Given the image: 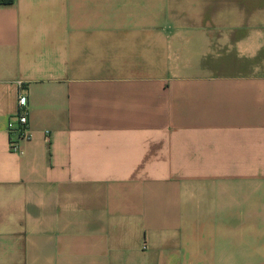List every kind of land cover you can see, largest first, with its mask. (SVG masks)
Returning a JSON list of instances; mask_svg holds the SVG:
<instances>
[{"label": "crops", "instance_id": "crops-1", "mask_svg": "<svg viewBox=\"0 0 264 264\" xmlns=\"http://www.w3.org/2000/svg\"><path fill=\"white\" fill-rule=\"evenodd\" d=\"M0 264H264V0L0 5Z\"/></svg>", "mask_w": 264, "mask_h": 264}, {"label": "built area", "instance_id": "built-area-1", "mask_svg": "<svg viewBox=\"0 0 264 264\" xmlns=\"http://www.w3.org/2000/svg\"><path fill=\"white\" fill-rule=\"evenodd\" d=\"M7 132L10 151L22 155L21 143L31 138L27 122V98L23 95H19L17 99V111L8 121Z\"/></svg>", "mask_w": 264, "mask_h": 264}, {"label": "trees", "instance_id": "trees-1", "mask_svg": "<svg viewBox=\"0 0 264 264\" xmlns=\"http://www.w3.org/2000/svg\"><path fill=\"white\" fill-rule=\"evenodd\" d=\"M13 3V0H0V5L9 6Z\"/></svg>", "mask_w": 264, "mask_h": 264}]
</instances>
